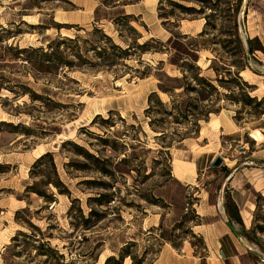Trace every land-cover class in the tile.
Listing matches in <instances>:
<instances>
[{
    "label": "rangeland",
    "instance_id": "374dc122",
    "mask_svg": "<svg viewBox=\"0 0 264 264\" xmlns=\"http://www.w3.org/2000/svg\"><path fill=\"white\" fill-rule=\"evenodd\" d=\"M136 1L0 0V27L22 31L2 45L46 48V42L58 36L90 39L87 33L97 28L126 48L135 40L141 44L150 38L165 43L171 33L196 39L204 29L203 16L181 14L166 0ZM170 1L199 7L194 2ZM215 2L220 5L222 18L213 19L215 31L197 38L205 48L196 53L195 65L201 69V77L210 79L217 88L218 95H212V99L218 98L219 109L207 119L198 117V128L185 122L172 109L171 97L158 89L160 81L163 87L173 88L176 106L187 102L193 114L208 108V102H200V97L190 92L199 87L181 81V70L171 64L172 60L180 65L184 57L173 51L174 44L167 47L170 54L132 56L112 70L84 66L35 79L23 61L6 60L0 65V77L9 81L5 85L26 86L42 97L32 102L27 95L14 98L0 90V264H175L192 261L193 256L205 264L204 243L193 237L192 229L197 223L228 219V198L239 204L257 203L258 210L254 208L251 219L253 223L255 215V222L262 225L264 200L257 197H264V192H257V183L254 188L247 181L261 180L260 172L250 175L249 170L255 165L264 167V116L257 114L264 109V102L256 109L241 102L242 89L258 101L264 97V52L250 55L246 43L257 38L252 47L264 48V0L240 3L237 30L245 51L244 62L237 55L234 39L227 36L232 25L229 10L238 0ZM122 15L133 17L129 24L135 32L112 24L111 19ZM159 15L167 18L160 19ZM190 41L179 40L183 44ZM73 46L65 43L61 50ZM86 57L94 59L90 51ZM159 62L162 65L158 66ZM243 63L245 70L239 77L247 87L222 73L226 69L235 73ZM212 67L221 71V83L215 81ZM141 73L150 75L141 78ZM171 110L175 112L173 117L166 114ZM97 115L100 118L95 119ZM174 117L182 124L175 123ZM108 118L113 126L106 129L103 126L108 124L100 119ZM95 135L117 143H121L119 137L123 138L126 162L119 164L124 155L104 148ZM66 141L112 161L113 175L103 177L89 168L79 170L78 165L90 167V163L76 155L73 145H63ZM47 152L53 156L58 179L68 189L69 197L59 195L51 185H40L47 179L40 173L56 181L47 165L33 168L36 159ZM216 157L223 159L222 164L210 168ZM183 163L194 169L191 186L174 178V168ZM34 184L52 194V200L45 202L26 192ZM203 199L214 206V211L205 212L216 211L215 219L196 215L195 208ZM234 226L239 231V226ZM228 232L240 252L248 251L242 257L244 264L264 261V232L256 233L263 247L242 237L243 246Z\"/></svg>",
    "mask_w": 264,
    "mask_h": 264
},
{
    "label": "trees",
    "instance_id": "16d2710c",
    "mask_svg": "<svg viewBox=\"0 0 264 264\" xmlns=\"http://www.w3.org/2000/svg\"><path fill=\"white\" fill-rule=\"evenodd\" d=\"M139 1V0H137ZM136 1V2H137ZM167 3L172 6L174 9L178 10L179 13L185 14V15H197V16H203L205 18V24L204 29L197 35L196 39L190 38L188 35H182V34H173L171 33L170 39L163 43L160 40L150 38L146 41H144L141 44H137L136 40L133 42V46L127 45L126 48H122L121 46L117 45L111 37L105 35L101 30H98L97 28H94L91 32L87 33V36L90 37V39L83 38L81 39L78 36H75L74 38H68V37H60L58 36L57 40L53 41H47L46 48L40 46V47H26L23 49H19L18 47H12V46H3L4 40H8L11 38H14L20 34H22L21 29H11V30H5L2 27H0V49L2 50V54H0V65H3V63L6 62V60H15V61H23L28 66L30 72L34 75V78L36 79V76H47V75H55L59 71H62L64 69H76V68H83L84 66H87L92 69H108L112 70L114 67H117L118 65H121L123 61L128 60L132 56H141L144 54H155V53H165L170 54L167 47L169 44H174L175 46H179L180 49L173 48V51L180 52L181 57L180 58V65L178 63H174L172 60L170 61L172 65L176 66L178 69L181 70L182 77L181 81L188 82L189 81L197 85L200 90L196 88H192L190 92H195L200 98L199 101L201 102H208V108H206L203 112L198 113H191L190 111L191 107L188 106L189 104L187 102L182 103L179 106H176L175 101L173 99V88H165L162 86V82L160 81L158 84V89L165 94H168L171 97L170 104L174 111H178V114H180L185 122H190V125H194L196 128H198V117L207 119L209 114L211 113H218L219 105H218V98L212 99V95L216 94L218 95L217 88L211 83L210 79H206L204 77H201V69L195 65L197 63V57L196 53L200 51V49L205 48L204 45H201L197 43V38H202L205 35H207V31L209 30H216L217 25L215 24L214 20H217L216 18H222L221 17V10H220V1L215 2V0H183V1H189L194 2L199 5L198 8L194 7H188L179 3H176L174 1L166 0ZM242 0H238L236 6L229 10L231 13V27L229 33H227V36L232 37L234 39V42L237 45V55L243 59V62L245 60V51L243 47V43L239 37L238 34V26H237V15L239 13L240 3ZM209 10V15L206 14V10ZM160 19L167 18L164 17V15H159ZM133 19L130 15H122L116 18L111 19L112 24L115 27H124L128 29L129 31L135 32V30L130 26V21ZM210 20H213V23L210 22ZM219 20V19H218ZM20 24H24V22H21ZM145 27L144 25H142ZM28 27L34 29V28H41V26H34V25H28ZM61 27H56V29H60ZM44 29V28H41ZM222 34V33H221ZM225 36V35H224ZM121 38V37H120ZM190 39L189 44H183L180 43L179 40H188ZM253 40H256L258 42L257 38H254L252 40H246L247 43V52L248 54H252L254 51H261L264 52V48L259 45V47L254 48L252 47ZM232 41H224L223 43H231ZM65 43L73 44L74 46L70 49L66 48V50H61V47ZM197 43V44H196ZM222 43V44H223ZM164 48V50H163ZM224 48V47H223ZM92 52L93 54V60H90L86 57L87 52ZM6 53H9L8 55ZM7 57V59H6ZM162 65V62L158 63V66ZM246 63H243L242 65L237 66L236 70L237 72L231 73L230 69H226L222 73H225L230 77V80L240 82L241 84L245 85L246 83H242L241 78L239 77L240 71L245 70ZM213 72L216 75L215 81L218 83H221L222 80L218 79V77L221 75V71L216 68H211ZM137 71V70H135ZM193 72V73H191ZM141 78L149 77V73H141ZM1 75L0 79V90L4 89L8 91L9 93L13 94L15 97H24L28 96L29 99L32 102L41 101L42 97L37 96L32 91H30L26 86L18 85V88L20 91H16L15 86L17 85H5L9 81H4L5 78H2ZM169 79V77H167ZM174 81H180L179 79H173ZM239 83V84H240ZM187 91V90H186ZM152 96H155V93L152 94ZM226 97V95H224ZM242 96L243 100L242 102L240 100H236L234 103H242L245 106H254L255 109L260 106L264 102V97L261 100H257L255 97H251L249 93L246 91V89H242ZM160 106H164L160 101H158ZM217 106L215 109L214 107ZM195 108V110H197ZM175 112L168 111L166 114L168 116L173 117V114ZM258 115L264 116V109H261L257 112ZM191 116V117H190ZM100 118L99 115L95 117V119ZM110 118V117H109ZM108 119L102 120L100 119L102 124H108V126H103V128L108 129L109 127H112L113 125L108 122ZM177 117H174L176 120L175 123L182 124V121H178L176 119ZM189 118L192 119V121H189ZM121 122L123 120L120 119ZM96 139L102 143V146L104 148H110L112 151L123 154L125 152L124 148V139L118 138V141L121 143H117L114 140H110L109 137L101 138L98 135H95ZM73 145L74 149L76 150L75 153L78 156L83 157L85 160H87L90 163V167H88L85 164L78 165L79 170H89L95 173H99L103 177H110L113 175V171L111 169L112 161L109 159H104L100 156H95L93 154L88 153L83 147H80L78 145H74L69 141H66L63 143V145ZM119 147V149H118ZM121 148V149H120ZM124 158L119 161V164H124L126 162L125 160V154ZM47 165V168L51 171V174L56 178V181H51L45 173H40L39 176L47 178L46 181H41L40 185H42L44 188H48L49 185L54 187L59 195H66L69 197L68 189L59 181L57 176L56 167L53 161V156L51 153L47 152L42 154L38 159H36L35 163L33 164V168L41 167L42 165ZM87 166V167H86ZM37 184H34L32 186H29L26 188V192L36 194L38 197L42 198L45 202H50L52 200V194H47L45 191H41L36 187ZM258 200H264V197L258 196ZM102 205V204H100ZM256 210H258V204L255 203ZM226 214L228 217V220L233 224L239 226L238 233L241 237L245 238L249 243L256 245L258 247H263L262 244L256 239V233H263L264 232V217L262 219V225H258L255 221H258L254 215V221L252 223V226L249 230H246L241 217L239 215V210L236 206V204L231 200L227 199V202L225 204ZM80 214L82 212L79 210ZM197 219V217H196ZM198 224V223H197ZM194 238H196L195 235H193ZM198 238V237H197ZM163 240H166L162 237ZM173 244V243H172ZM174 248H177L175 245H172ZM203 246V250H204ZM202 260H204V257H201Z\"/></svg>",
    "mask_w": 264,
    "mask_h": 264
},
{
    "label": "crops",
    "instance_id": "0c3cea01",
    "mask_svg": "<svg viewBox=\"0 0 264 264\" xmlns=\"http://www.w3.org/2000/svg\"><path fill=\"white\" fill-rule=\"evenodd\" d=\"M254 136V135H253ZM252 136V137H253ZM254 140H257L253 137ZM233 164V162H231ZM184 164V163H183ZM252 164L251 161L247 163V165L250 166ZM186 170L189 172L187 173ZM242 171V170H241ZM256 172H260V178L261 180H257L256 182H250L249 184L256 188V183L258 189H255L257 192H264V167H258L255 165V168H250L249 174L252 175ZM244 173V172H243ZM194 169L192 166L187 167L184 165H176L174 168V178L178 181L184 182L186 186H191L192 183L190 180H193ZM263 174V175H262ZM242 175V174H241ZM235 204L239 210V214L241 216V219L244 223V226L246 229L252 226V219H251V213L254 211L255 203L252 202H240V204L235 201ZM247 203L249 206H247ZM207 210H213L214 206L211 207L207 203H205L204 199L201 201L200 205L195 208L196 215L199 218H213L215 219L217 217V213H207L205 211ZM205 212V213H204ZM223 221L214 220L212 223L208 224H197L195 227H193L192 232L193 234L202 239L204 243V253H205V264H227L226 261H228L231 264H244L242 262V257L248 253L247 250H244L243 252H240L238 247L234 244L233 240L230 237V234L228 232V227L225 225ZM244 246V245H243ZM249 250V249H248ZM247 251V252H246ZM253 252L252 250H250ZM227 253V256L225 254ZM223 253L224 260L221 259L220 254ZM256 257L257 255L254 254ZM192 261H185V263H181L179 261H176L175 264H201L199 258L192 257ZM261 261V260H260ZM260 263H264V261H261ZM258 261L252 264H260Z\"/></svg>",
    "mask_w": 264,
    "mask_h": 264
},
{
    "label": "water",
    "instance_id": "95a60500",
    "mask_svg": "<svg viewBox=\"0 0 264 264\" xmlns=\"http://www.w3.org/2000/svg\"><path fill=\"white\" fill-rule=\"evenodd\" d=\"M250 57L247 55V60H249ZM223 159L221 157H216L212 163H210L209 167L210 168H216L219 167L222 164ZM225 225L228 227V229L231 231V233L234 235V237L242 244L244 245V241L240 234L238 233V230L235 228V226L228 220H224ZM222 257L223 253H221Z\"/></svg>",
    "mask_w": 264,
    "mask_h": 264
},
{
    "label": "bare ground",
    "instance_id": "6f19581e",
    "mask_svg": "<svg viewBox=\"0 0 264 264\" xmlns=\"http://www.w3.org/2000/svg\"><path fill=\"white\" fill-rule=\"evenodd\" d=\"M256 139V138H255Z\"/></svg>",
    "mask_w": 264,
    "mask_h": 264
}]
</instances>
